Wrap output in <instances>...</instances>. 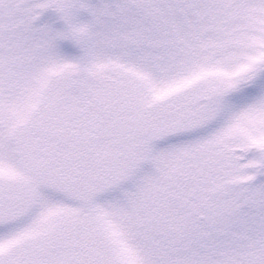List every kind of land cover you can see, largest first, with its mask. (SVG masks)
I'll return each mask as SVG.
<instances>
[{
	"label": "snow or ice",
	"instance_id": "snow-or-ice-1",
	"mask_svg": "<svg viewBox=\"0 0 264 264\" xmlns=\"http://www.w3.org/2000/svg\"><path fill=\"white\" fill-rule=\"evenodd\" d=\"M0 264H264V0H0Z\"/></svg>",
	"mask_w": 264,
	"mask_h": 264
}]
</instances>
